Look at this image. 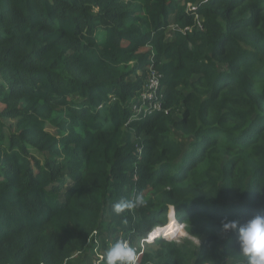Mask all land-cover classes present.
I'll return each mask as SVG.
<instances>
[{"label":"trees","instance_id":"trees-1","mask_svg":"<svg viewBox=\"0 0 264 264\" xmlns=\"http://www.w3.org/2000/svg\"><path fill=\"white\" fill-rule=\"evenodd\" d=\"M171 206L134 264H264V0H0V264H131Z\"/></svg>","mask_w":264,"mask_h":264},{"label":"clouds","instance_id":"clouds-1","mask_svg":"<svg viewBox=\"0 0 264 264\" xmlns=\"http://www.w3.org/2000/svg\"><path fill=\"white\" fill-rule=\"evenodd\" d=\"M204 1H207V0H204ZM191 5H193V6H195V4H193V3H190ZM173 24H170L169 26H172ZM201 26V24H200V22L199 21H197L196 22V26H198L199 27V29H201L202 28V26ZM186 27V26H185ZM192 27V26H191ZM183 29L184 28H182V31H183ZM168 30H170L169 29V27H168ZM188 31V30H187ZM191 31V30H190ZM183 32H186V31H183ZM149 67H152L153 69H155L156 70V68L153 66V65H149L148 67H146V69H147V71H148V68ZM156 71H158V70H156ZM160 72V71H159ZM161 73V72H160ZM161 80H162V76H161ZM161 80H160V84H162L161 83ZM161 90H162V87H161ZM162 93H163V90H162ZM163 100H164V94H163V99H162V105H161V109L160 110H152L151 112H153V111H164V109H166L165 107H164V105H163ZM169 213L170 212H172V214H171V216L168 218V213H167V221L164 223V224H160V225H157V226H155V227H153L151 230H149L148 232H147V234L141 239V244H140V246H138V247H134V248H132L131 246H130V244L128 243V241L127 240H123L122 242H121V244H120V246L123 248V250L125 251V253L128 255V256H130V254H133V258H131V260H132V263L131 264H134V260L136 259V257H137V255L139 254V253H142V251H143V249H144V246H145V243H152V242H154V241H156L157 239H164V240H172V238H175L176 237V235H177V233L179 232V229L181 230L182 228H184V223H180L177 219H176V217H175V213H174V207L173 206H171L170 207V209H169V211H168ZM171 218H174V220H172V222L174 223V229H173V231L165 238V236H164V233H165V231L163 232V230H166L167 229V227L169 226V224H171L170 223V219ZM95 240H97V242H95ZM120 241V240H119ZM93 243H94V248H98L99 250H102V253L101 254H99V255H101L102 256V258H103V255H104V252H106V251H109L110 250V247H109V244L107 245V247H106V249L103 251V249H102V240H101V237L99 236V234L96 232L95 233V238L93 239ZM98 255V256H99ZM102 258H101V260H102ZM95 259H93L92 260V264H93V261H94ZM100 260V261H101ZM99 261V262H100Z\"/></svg>","mask_w":264,"mask_h":264},{"label":"built area","instance_id":"built-area-1","mask_svg":"<svg viewBox=\"0 0 264 264\" xmlns=\"http://www.w3.org/2000/svg\"><path fill=\"white\" fill-rule=\"evenodd\" d=\"M188 6L190 8H195V6L191 5L190 3H188ZM172 28H174L173 25L169 26L170 30ZM187 30H192V27H184L183 31ZM161 76L162 74L159 71H156L152 67L148 68V74L144 82L143 89L139 94L138 102L133 107L136 113H151L152 110L161 109L163 99V93L160 84ZM101 258L102 256L99 255L98 258L93 261V264H99Z\"/></svg>","mask_w":264,"mask_h":264},{"label":"rangeland","instance_id":"rangeland-1","mask_svg":"<svg viewBox=\"0 0 264 264\" xmlns=\"http://www.w3.org/2000/svg\"><path fill=\"white\" fill-rule=\"evenodd\" d=\"M171 214H172V212H170V213L168 212V218L171 216ZM184 225H185L184 228H182L181 230L179 229V232L177 233L176 237L172 238V240H170L171 242H173V241H175V242L181 241L182 242L183 240H192V242L197 241V239H195L197 237L188 231L189 225H187V224H184ZM103 235L105 236L106 234L103 233ZM103 235H102V237H104ZM95 242H97V240H95ZM88 254L91 255V257H92V255L95 253L91 249L90 251H88Z\"/></svg>","mask_w":264,"mask_h":264},{"label":"bare ground","instance_id":"bare-ground-1","mask_svg":"<svg viewBox=\"0 0 264 264\" xmlns=\"http://www.w3.org/2000/svg\"><path fill=\"white\" fill-rule=\"evenodd\" d=\"M170 223H171V221H170ZM170 225H171V224H169V226L167 227V229L170 227ZM167 229H166V230H167ZM166 230H163V232H164V231L166 232ZM167 235H168V234H167ZM167 235H165V236H167Z\"/></svg>","mask_w":264,"mask_h":264}]
</instances>
